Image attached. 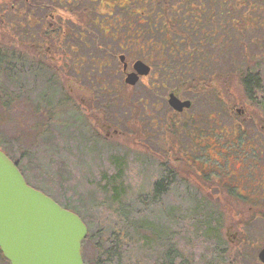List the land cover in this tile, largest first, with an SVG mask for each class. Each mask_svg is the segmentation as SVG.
<instances>
[{
    "label": "rangeland",
    "instance_id": "obj_1",
    "mask_svg": "<svg viewBox=\"0 0 264 264\" xmlns=\"http://www.w3.org/2000/svg\"><path fill=\"white\" fill-rule=\"evenodd\" d=\"M7 36L0 31L3 52L11 50ZM251 40L244 39L250 51ZM226 42L206 64L215 88L184 89L193 105L181 114L162 98L154 106L155 95L145 94L141 81L122 90L109 84L103 94L92 72L49 81L29 62L12 61L14 69L0 74V144L28 181L87 222L92 236L82 250L89 264L103 258L94 246L102 231L114 233L109 247L120 248L108 264H167L169 250L172 264H225L216 253L226 247L232 264H261L264 121L247 115L264 113L236 76L254 64L236 58L238 39ZM183 81H165L160 89H178ZM50 91L53 103L46 102ZM104 122L118 133L106 136Z\"/></svg>",
    "mask_w": 264,
    "mask_h": 264
},
{
    "label": "flooded vegetation",
    "instance_id": "obj_2",
    "mask_svg": "<svg viewBox=\"0 0 264 264\" xmlns=\"http://www.w3.org/2000/svg\"><path fill=\"white\" fill-rule=\"evenodd\" d=\"M0 31L8 33L15 64L29 62L55 80L68 73H95L92 82L103 94L109 84L122 90L141 81L145 94L155 95L154 106L161 98L167 101L170 92L187 99L182 93L193 91L190 76H205L206 64L218 57L216 49L233 38L240 48L236 58L257 64L239 69L245 76L241 84L247 75L252 81L264 79V0H0ZM247 35L252 51L244 41ZM256 57L260 60L247 61ZM137 61L150 72L132 86L124 79ZM168 80L183 81L181 88L162 91ZM247 117L264 121V115ZM101 127L106 136L118 133L106 122Z\"/></svg>",
    "mask_w": 264,
    "mask_h": 264
},
{
    "label": "water",
    "instance_id": "obj_3",
    "mask_svg": "<svg viewBox=\"0 0 264 264\" xmlns=\"http://www.w3.org/2000/svg\"><path fill=\"white\" fill-rule=\"evenodd\" d=\"M149 72V67L137 61L124 82L134 86ZM167 102L176 113L193 103L174 92ZM87 233L77 213L28 185L18 166L0 149V251L9 264H85L81 246ZM257 253L264 264V247Z\"/></svg>",
    "mask_w": 264,
    "mask_h": 264
},
{
    "label": "trees",
    "instance_id": "obj_4",
    "mask_svg": "<svg viewBox=\"0 0 264 264\" xmlns=\"http://www.w3.org/2000/svg\"><path fill=\"white\" fill-rule=\"evenodd\" d=\"M7 52H3V49H0V74H2L3 70L4 69H8V67H12V69H14V65L12 64V61H11V53H10V50H6ZM9 52V53H8ZM7 53V54H6ZM10 54V55H9ZM255 69L257 67V64L254 65ZM255 69H252V72L256 73V70ZM246 74V73H245ZM227 75V74H226ZM244 75V74H243ZM241 75L240 73L237 74L236 76H240L241 78L245 77ZM200 76V75H199ZM248 77L245 79L242 87L244 88V94L246 96V98L248 99L249 102L251 103H255L256 107L260 106L259 108L262 110V112L264 113V79H260V80H249L250 79V76L247 75ZM207 76L205 75H202L201 77H198L196 74L195 75H191L189 80L191 79L190 81V84L188 86V88L190 90H193L194 92H202L203 90H206V89H212L215 88L213 86V83L210 81L209 83V78H206ZM53 80V78L50 76L49 77V81ZM4 90L2 88H0V95H1V92H3ZM50 95L49 96H53L52 92L50 91L49 93ZM52 96H51V99L48 100L47 98V101L46 102H52ZM50 98V97H49ZM51 100V101H50ZM2 106L4 107H7L8 106V103L6 101L4 102H1ZM40 104V102H39ZM264 115V114H263ZM264 132V131H263ZM0 149L1 151H3L4 154H7L11 160L18 166V168L20 169L22 175H24L25 179H26V182L28 185H30V181H28L26 175L24 174L23 172V169L21 167V164H19L18 161H15L12 156L10 154H8L7 150L3 149L1 144H0ZM114 180V179H113ZM113 180L111 181V187H112V199L115 200V201H118L119 200V197L121 196V193L118 192L116 190V186L115 184H113ZM30 182V183H29ZM32 184V183H31ZM34 185V184H32ZM31 185V186H32ZM34 188L38 189V190H41L43 191L44 193H47L43 188L41 187H38L36 185L33 186ZM159 187L157 188V190L159 191ZM48 194V193H47ZM50 196V195H49ZM53 197V196H52ZM54 198V197H53ZM55 199V198H54ZM56 200V199H55ZM57 201V200H56ZM58 202V201H57ZM58 204L61 206V207H65L71 211H73L74 213H77L79 215V213L75 210H72L70 209L68 206H65V205H62L58 202ZM80 216V215H79ZM82 220L84 221L83 217H81ZM85 223V221H84ZM86 226L88 227V224L87 222L85 223ZM114 233H110L109 232H104L102 231L99 235V238L100 240L98 241L97 244H95L94 246L96 247V249H98V252L101 253V255H103V258L102 257H97L96 259V263L95 264H108L110 263V254L111 252H113V256H117L119 255V247L117 245L114 244V247H109V241H111V239L109 238L110 235H112ZM120 234H122V232H120ZM91 232L89 230V227H88V233H87V236L85 238V240L82 242V245L83 243H85L87 240H91ZM227 247L226 248H220L216 255H218L217 257V261L216 262H223L225 264H232L233 262V259L235 258L234 255L232 256V254H230L228 251H227ZM81 250H82V246H81ZM82 252V258H83V261L85 262V264H89V262H87L84 258V255H83V250L81 251ZM170 256H169V255ZM167 254V257H168V262L167 264H172V261H174V259H176V257H174L173 255V252H171V250H169ZM0 256H2V260H5V262L7 264H9L8 260L4 257L3 253H1L0 251ZM217 264V263H215ZM221 264V263H220Z\"/></svg>",
    "mask_w": 264,
    "mask_h": 264
}]
</instances>
